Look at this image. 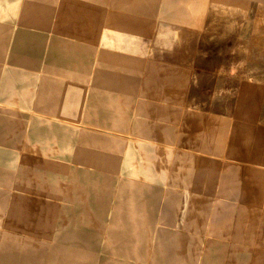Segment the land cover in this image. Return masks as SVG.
Returning <instances> with one entry per match:
<instances>
[{
	"label": "rangeland",
	"instance_id": "1",
	"mask_svg": "<svg viewBox=\"0 0 264 264\" xmlns=\"http://www.w3.org/2000/svg\"><path fill=\"white\" fill-rule=\"evenodd\" d=\"M163 3L137 0L150 29L71 65L56 112L34 116L27 97L7 113L26 142L0 156V264H156L184 237L199 264L216 212L264 264V0H183L180 18ZM12 71L0 88L32 96ZM33 122L60 129L35 138Z\"/></svg>",
	"mask_w": 264,
	"mask_h": 264
},
{
	"label": "crops",
	"instance_id": "2",
	"mask_svg": "<svg viewBox=\"0 0 264 264\" xmlns=\"http://www.w3.org/2000/svg\"><path fill=\"white\" fill-rule=\"evenodd\" d=\"M170 2L175 3L170 6ZM180 4L184 5L183 0H164L163 18L170 15L180 18L184 10ZM123 7L129 8V11H123ZM139 7L137 0L136 2L131 0H0V17L7 18L6 21L0 22V80L10 81L11 73H5V71L9 72L12 69V74H17L12 79L34 81L32 96L26 94L25 85L20 86L16 93H9V89L0 88V156L2 154L6 156L15 146L24 148L26 142L25 123L17 120L12 126L14 128L11 129L9 123L11 116L7 113L20 112V109L27 104V97L29 101L33 98L34 112L32 114L34 116L39 115L40 112L50 111L48 109L50 106L51 110L56 112L57 108H52L55 103L52 97L56 86L60 88L66 86V90L70 91V84L65 83L60 86L57 83L64 80L69 82L72 79L66 76L70 73L71 65L80 64L84 67L87 56L88 58L96 55L106 57L105 51L100 50L122 48L121 33L136 34L151 28L149 24L147 28L139 27L137 12ZM182 19L184 20V17ZM12 26L14 28H10ZM106 36H109V39ZM127 42L126 46L131 47L136 40ZM96 49L97 54L91 51ZM113 57L115 64V61L120 58L118 59L115 55ZM44 97H48L51 105L43 99ZM30 127L35 138L40 135L41 129H60L56 125L41 126L39 122H33ZM19 147L16 148L19 150ZM19 159L23 165V159ZM226 208L229 209L230 206L227 204ZM223 218L224 216L219 217L216 212L214 220L213 215V223L211 222L208 232L211 240L207 249L202 251L201 247L194 242L190 251L199 252L201 257L199 264H250V255L253 254L245 247H238L231 243L233 240H242L243 237L240 234L233 235L230 231H224ZM181 219L183 223V219L186 218L181 217L180 223ZM187 220L189 225L196 226L195 219L188 217ZM183 225L186 226V224ZM213 226L215 229L212 228ZM130 239L135 241L134 247L130 245L129 248L131 250L133 247L130 258L133 256L135 258L140 237L138 234H131ZM187 240L184 237L178 241L177 252L166 251V254H163L156 251L158 264H160L158 258L170 257V255L176 258L170 264H186ZM195 261L196 259L193 260L194 264ZM161 264H165L163 259Z\"/></svg>",
	"mask_w": 264,
	"mask_h": 264
}]
</instances>
